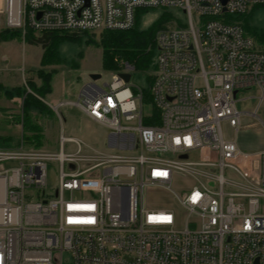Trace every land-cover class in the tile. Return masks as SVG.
Segmentation results:
<instances>
[{
	"label": "built area",
	"instance_id": "obj_1",
	"mask_svg": "<svg viewBox=\"0 0 264 264\" xmlns=\"http://www.w3.org/2000/svg\"><path fill=\"white\" fill-rule=\"evenodd\" d=\"M261 6L0 0V31L23 36L129 30L139 10L187 15L155 35L149 113L144 92L120 76L135 71L125 62L110 79L90 78L78 101L54 107L76 106L105 127L104 150L63 134L57 154L25 147L23 136L15 148L0 146V264H264V150L244 152L222 129L227 123L236 136L246 114L264 124V49L235 19ZM253 88L256 109L238 111L240 93ZM49 161L59 163V185L46 197ZM177 179L190 186L176 189ZM147 190L169 197L149 208Z\"/></svg>",
	"mask_w": 264,
	"mask_h": 264
},
{
	"label": "rangeland",
	"instance_id": "obj_2",
	"mask_svg": "<svg viewBox=\"0 0 264 264\" xmlns=\"http://www.w3.org/2000/svg\"><path fill=\"white\" fill-rule=\"evenodd\" d=\"M168 12L173 20L185 24L187 15L178 8H155L144 10L139 14L138 28L147 30ZM244 26L245 34L252 37L259 48H263L260 37L264 33V6L254 8L250 13L239 16ZM16 31V30H10ZM92 35V34H91ZM101 33L93 34L98 43ZM37 37L41 34L37 33ZM87 37L82 41L68 40L63 42L53 59L42 64L44 54L43 45H32L24 38L4 40L0 38V146L15 148L21 144L23 126L20 123L23 114V99L26 93H30L27 83L33 82L41 85L38 71L51 73V91L38 97L51 109V115H42L37 110L31 112L32 123L42 128V141L40 146L34 143H26L25 147L40 149L49 153H58L61 147V135L82 140L88 146L96 150H104L109 131L93 122L80 108L76 106H55L62 101H78V94L82 86L88 82L90 75L100 73L103 79H110L111 72L102 68V48L97 45H88ZM156 57V52H155ZM156 62L148 70H136L132 73L130 84L132 88H140L145 94L151 92L152 77L156 71ZM16 88L23 90L18 94ZM11 92V95L7 94ZM32 92V91H31ZM33 93V92H32ZM236 103L240 112H252L258 105V92L256 89L240 93ZM144 105L143 113H149L150 107ZM260 117L264 122V107L260 111ZM243 127L235 136L233 129L227 123L222 124L224 135L228 139H236L242 151L255 154L264 150V124L260 119H254L246 114L242 117ZM74 144L66 143V153L74 152ZM68 165H66V168ZM48 189L46 197L54 192L59 185V163L48 162ZM187 182L174 181L176 189H182ZM212 186V184H210ZM38 199L43 198L42 192H36ZM169 195L162 191L147 190L144 192V200L147 207L161 208L162 202Z\"/></svg>",
	"mask_w": 264,
	"mask_h": 264
},
{
	"label": "trees",
	"instance_id": "obj_3",
	"mask_svg": "<svg viewBox=\"0 0 264 264\" xmlns=\"http://www.w3.org/2000/svg\"><path fill=\"white\" fill-rule=\"evenodd\" d=\"M144 10L137 12L135 26L129 30H114L103 31L100 35V40L97 43L90 33H60V32H44L37 37L36 32L27 30L23 36L21 31L1 30L0 38L14 39L24 38V40L32 45H43L44 54L42 64L48 63L57 53L59 46L68 40L82 41L83 37H87L88 45H97L102 48V68L111 73L121 70V62H125L134 67V70H148L155 62V35L156 33L171 24L172 16L168 12H164L160 18L147 30L138 28L139 14ZM240 21V17H236ZM261 43L264 45V33L260 37ZM264 49V46H263ZM38 76L41 79V85L37 86L33 82L27 83V88L33 93H26L23 99V114L20 123L23 126V138L26 143H34L40 146L42 141V128L32 123L31 112L37 110L42 115H51V109L44 104L34 94L41 96L51 91V83L53 75L46 73L43 70L38 71ZM153 82V77H152ZM18 94H22L21 88H16ZM11 95V92H7ZM145 100L150 101V94L144 93ZM155 118L158 121V113H155ZM146 124L151 122L145 121Z\"/></svg>",
	"mask_w": 264,
	"mask_h": 264
},
{
	"label": "water",
	"instance_id": "obj_4",
	"mask_svg": "<svg viewBox=\"0 0 264 264\" xmlns=\"http://www.w3.org/2000/svg\"><path fill=\"white\" fill-rule=\"evenodd\" d=\"M221 1L223 2V4H226L228 0H221ZM120 76L124 79V81L126 83L130 82V80H131V74H129V73L121 74ZM90 78L92 80H98L101 78V74L100 73H93L90 75Z\"/></svg>",
	"mask_w": 264,
	"mask_h": 264
},
{
	"label": "crops",
	"instance_id": "obj_5",
	"mask_svg": "<svg viewBox=\"0 0 264 264\" xmlns=\"http://www.w3.org/2000/svg\"><path fill=\"white\" fill-rule=\"evenodd\" d=\"M2 147V146H1Z\"/></svg>",
	"mask_w": 264,
	"mask_h": 264
}]
</instances>
